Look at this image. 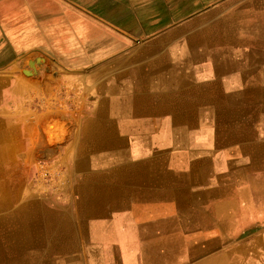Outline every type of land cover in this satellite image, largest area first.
<instances>
[{
  "label": "crops",
  "instance_id": "crops-1",
  "mask_svg": "<svg viewBox=\"0 0 264 264\" xmlns=\"http://www.w3.org/2000/svg\"><path fill=\"white\" fill-rule=\"evenodd\" d=\"M129 100L134 124L108 121ZM263 100L264 0H0V220L17 231L0 237V263L264 264ZM159 105L173 115L143 118ZM254 106L251 140L237 117ZM150 129L171 139L154 147L169 173L126 204L116 186L55 192L37 180L38 162L70 169L85 148L120 147L111 132ZM30 205L55 222L18 228Z\"/></svg>",
  "mask_w": 264,
  "mask_h": 264
},
{
  "label": "bare ground",
  "instance_id": "bare-ground-1",
  "mask_svg": "<svg viewBox=\"0 0 264 264\" xmlns=\"http://www.w3.org/2000/svg\"><path fill=\"white\" fill-rule=\"evenodd\" d=\"M231 30V29H230ZM230 33V32H229ZM230 35V34H229ZM232 36V35H231ZM229 37V36H228ZM234 39V38H232ZM233 47V46H232ZM236 47V46H235ZM228 52V51H227ZM236 54V53H235ZM222 58V57H221ZM224 58V57H223ZM232 58V57H231ZM225 59V58H224ZM228 59V58H227ZM222 61V60H221ZM215 62V61H214ZM212 63V62H211ZM247 63V62H246ZM249 63V62H248ZM236 65V64H235ZM216 66V65H215ZM229 67V65H227ZM231 67V66H230ZM229 67V69H230ZM216 68V67H215ZM219 68V66H218ZM217 68V69H218ZM224 69V68H223ZM236 69V68H235ZM232 70V69H231ZM223 72V71H222ZM228 74V73H227ZM238 74V73H237ZM236 74V75H237ZM224 75V74H223ZM222 76V75H221ZM192 83V82H191ZM176 86V85H175ZM132 87V86H131ZM145 87V86H144ZM137 89V88H135ZM147 89V87H146ZM152 89V88H151ZM171 89V88H170ZM179 89V88H178ZM173 91V90H172ZM116 91H112L113 94ZM163 92V91H162ZM165 92V91H164ZM191 91L188 92V94H190ZM134 96V95H133ZM136 98V97H135ZM234 99V98H233ZM232 101V100H231ZM264 101V100H263ZM119 102V101H118ZM123 102V101H122ZM121 103V102H120ZM125 103V109L122 112L120 117L116 116H112L109 115L108 117H106L108 119V121H112L114 119L118 118H122L123 119V124L124 125H133L134 124V118H138L137 113H134L136 111V105H134V100H129ZM164 104V101L162 102ZM195 102L194 101H190L189 105H193ZM255 103V102H253ZM108 104V102H107ZM111 104V103H110ZM123 105V104H122ZM105 107V106H104ZM122 107V106H121ZM120 107V108H121ZM107 108V107H106ZM123 108V107H122ZM260 107H256L254 106V108L252 109V112H250V114H252L248 119H240V116L237 117V123L239 124L240 122L242 123L243 128L245 127L246 132L243 136H246V139H255V132H254V122H256V116H257V111ZM148 109L150 110L148 112ZM146 110V113L144 114L143 118L149 117L148 114L150 115H157L159 113V115L162 116H166V114L171 115L172 112L170 110H168L166 107H164V105H159L158 107L154 108V109H150L148 108ZM122 111V109H120ZM262 110V109H261ZM108 112V111H107ZM229 112V111H228ZM119 114V115H120ZM180 114V113H179ZM183 114V113H182ZM191 114V113H190ZM230 114V113H229ZM118 115V114H117ZM173 115V114H172ZM193 115V113H192ZM190 115V116H192ZM99 116V115H97ZM101 116V115H100ZM189 116V117H190ZM104 117V116H103ZM111 117H114L111 119ZM203 117V116H202ZM264 117V116H263ZM94 118V117H93ZM142 118V119H143ZM182 118V117H181ZM184 118V117H183ZM193 119V118H192ZM208 119V118H207ZM264 119V118H263ZM95 120V119H94ZM189 120V119H188ZM195 120V118L193 119ZM192 120V121H193ZM203 120V119H202ZM252 120V121H251ZM179 121V120H178ZM113 122V121H112ZM118 122V121H117ZM251 122V124H250ZM144 123V121H143ZM194 123V121H193ZM122 124V123H121ZM122 124V125H123ZM182 124V123H181ZM180 124V125H181ZM196 124V123H195ZM263 125V124H261ZM260 125V126H261ZM102 126V125H101ZM144 126V125H143ZM125 127V126H124ZM263 127V126H262ZM93 128V127H92ZM157 128V127H156ZM237 128V126H236ZM124 129V128H123ZM227 129V128H226ZM231 129V128H230ZM119 130V129H118ZM264 130V128H263ZM148 132H140V133H136V132H131V133H125L123 136H121V138H116V136L114 137L113 135L115 133L111 132L110 134H108V138L107 141L108 144L111 145V143H113L116 139L121 143L120 147H115V148H111V147H105L103 150L101 149L100 152H98L99 149H93L90 150L89 148H85L82 150V152H80L81 154L73 160V164L71 166L70 169H68V178L72 181L73 183V187H76L78 189H82L85 194L86 192H88L89 190H94L96 191H100V190H106V189H110V188H114L119 187V189H123V193H124V202L125 204L127 203V199L129 197H131L130 195V191H132L134 187L139 188L140 185H142L141 181H146L144 183H147V186H144L143 189L147 190L149 189L148 187L151 188V185L156 187V184H159L155 181L156 178H159L160 175H164V174H168V170H165L164 165L163 164H159L157 163V161L160 158H163L165 161V156L162 154V156L157 155V158L154 154L155 151V145H160V144H165V142L170 141L171 139H168V137H166V133L162 132H152L153 130H147ZM231 130H229L230 133ZM235 131V130H234ZM124 132V131H123ZM227 132V131H226ZM225 132V133H226ZM240 132V131H239ZM242 132V130H241ZM236 133V132H235ZM99 134V133H98ZM220 134V133H219ZM241 134V133H240ZM174 137L172 138V141H176L177 139H185V135L186 134H182V133H174L173 134ZM183 136V137H179L176 138L177 136ZM232 135V134H231ZM97 136V135H95ZM193 140H198L199 137L197 136V133H193ZM190 136V137H192ZM82 137V136H81ZM263 137V136H262ZM89 138V137H88ZM225 138V137H224ZM259 138V136H258ZM257 138V139H258ZM57 139V137L55 136V134H53V132L49 133V140H52L54 142V140ZM106 139V138H105ZM83 140V139H82ZM91 140V139H89ZM88 140V141H89ZM259 140V139H258ZM263 140V139H262ZM57 141V140H56ZM104 141V142H105ZM222 141V140H221ZM90 142V141H89ZM100 142V141H99ZM102 142V141H101ZM214 142V141H213ZM91 143V142H90ZM118 143V142H117ZM107 144V143H106ZM220 144V143H219ZM264 144V143H262ZM102 145V144H101ZM123 145V146H122ZM188 145V143H187ZM252 145V144H251ZM106 146V145H105ZM114 146V144H113ZM229 146V145H228ZM245 146V145H244ZM249 146V145H248ZM263 146V145H262ZM81 147V146H80ZM99 147V146H97ZM216 147V146H215ZM225 148V147H224ZM173 149V148H172ZM220 149V148H219ZM252 149V148H251ZM259 149V148H258ZM263 149V148H262ZM168 150V149H167ZM80 151V150H79ZM218 151V150H217ZM262 151V150H260ZM247 152V151H246ZM215 153V152H214ZM251 153V152H250ZM260 153V152H259ZM160 154V153H159ZM264 154V153H263ZM168 155V154H167ZM262 155V154H260ZM249 156V155H248ZM1 157V156H0ZM168 157V156H167ZM166 157V158H167ZM205 158V157H204ZM263 158V157H262ZM162 160V159H161ZM260 160V159H259ZM66 161V160H65ZM126 161V162H125ZM128 162V163H127ZM163 162V161H162ZM192 162V161H191ZM259 162V161H258ZM261 162V161H260ZM113 163V164H112ZM263 163V162H261ZM257 164V163H256ZM206 165V164H205ZM106 166H114L112 168H109L108 170L104 167ZM242 166V165H241ZM256 166V165H255ZM96 167L97 170H95L96 172H92L91 168ZM204 167V165H203ZM237 167V166H236ZM69 168V167H68ZM192 168V167H191ZM206 168V167H205ZM232 168V167H231ZM252 168V167H251ZM255 168V167H254ZM260 170V169H259ZM203 171V169H202ZM207 171V170H206ZM182 172V171H180ZM258 172V171H256ZM263 172V171H262ZM244 173V172H243ZM76 174H81L83 176V180L82 181H77L74 180V175ZM121 175L123 174V176L120 179V181L114 182V184H110L108 183V179L107 177L110 176H115V175ZM248 174V173H247ZM259 174H261L259 172ZM62 175V174H61ZM65 176V175H64ZM245 176V175H244ZM247 176V175H246ZM167 177V176H166ZM173 177V176H172ZM171 177V178H172ZM102 179V181L100 182V179ZM163 178V176L161 177ZM136 179V181L134 180ZM151 179V180H150ZM166 179V178H165ZM168 179V178H167ZM182 179V178H181ZM257 179V178H256ZM150 180V181H148ZM164 180V179H163ZM161 181L164 183V181ZM170 181V180H169ZM175 181V180H174ZM173 181V182H174ZM183 181V180H182ZM208 181V180H207ZM68 182V181H67ZM66 182V183H67ZM234 183V182H233ZM162 184V183H161ZM227 184V183H226ZM225 184V185H226ZM231 184V183H230ZM218 185V184H217ZM71 186V185H70ZM210 186V185H209ZM158 187V186H157ZM160 187V186H159ZM202 187V186H201ZM216 187V186H215ZM251 187V186H250ZM255 187V186H254ZM67 188V187H63L62 189ZM209 188V187H208ZM61 189V187H60ZM244 189V188H243ZM255 189V188H254ZM112 190V189H110ZM157 190V189H156ZM160 190V189H159ZM252 190V189H251ZM256 190V189H255ZM93 191V192H94ZM221 191V190H220ZM228 191V190H227ZM83 192V193H84ZM91 192V191H90ZM223 192V191H222ZM225 193V192H224ZM84 194V195H85ZM221 194V192H220ZM106 195V194H105ZM93 196V195H92ZM95 196V195H94ZM93 196V199H94ZM221 196V195H220ZM241 196V195H240ZM5 197V196H4ZM85 197V196H84ZM214 197V196H213ZM253 197V196H252ZM243 197H241L242 199ZM3 199V198H2ZM174 199V198H173ZM213 199V198H212ZM6 200V199H5ZM56 201L57 198L55 199ZM109 200V199H108ZM247 200V199H246ZM86 201V200H85ZM94 201V200H93ZM110 201V200H109ZM108 201V202H109ZM8 202V201H7ZM30 202V200H29ZM97 202V201H96ZM238 202V201H237ZM105 203V202H104ZM111 203V201H110ZM117 203V202H116ZM217 203V202H216ZM242 203V202H241ZM12 204V203H11ZM220 204V202H219ZM252 204V203H251ZM250 204V205H251ZM9 205V204H8ZM80 205V204H79ZM84 206L88 205L86 203L83 204ZM175 205V203H174ZM199 205V204H197ZM217 204H215L216 206ZM243 205V204H242ZM81 206V205H80ZM96 206V205H95ZM116 206V205H115ZM238 206V205H237ZM256 206V205H255ZM262 206V205H261ZM7 207V206H6ZM29 207V206H28ZM87 207V206H86ZM103 207V206H102ZM108 207V206H107ZM226 207V206H225ZM252 207V206H251ZM25 208V207H24ZM219 208V206H218ZM253 208V207H252ZM116 209V208H115ZM220 209V208H219ZM223 209V207H222ZM234 209V206H233ZM10 210V209H9ZM29 210H33L36 211L34 212V219H32L31 217L29 218H25V222L24 224L19 223L18 224V228H23L25 230L27 229H31L34 228L36 229V232L38 230V228H40L42 225L47 226L49 223L51 222H55L54 219H52L51 217H49L48 215H46L45 217L43 216V214H41L35 207H32V205H30ZM95 210V209H94ZM92 210V211H94ZM19 211V210H18ZM38 211V213H37ZM227 212V211H226ZM26 213V212H25ZM91 213V212H90ZM94 213V212H93ZM104 213V212H103ZM106 213V212H105ZM108 213V212H107ZM219 213V212H218ZM217 213V214H218ZM224 213V212H223ZM24 214V213H23ZM229 214V213H227ZM94 215V214H93ZM109 215V214H108ZM220 215V213H219ZM226 215V214H225ZM17 216V215H16ZM81 216V215H80ZM25 217V216H24ZM79 217V216H78ZM66 218V217H65ZM104 218V217H103ZM15 219V218H14ZM33 220V221H32ZM20 221V220H19ZM63 221V220H62ZM68 221V220H67ZM14 223V222H13ZM7 224H10V220H8V222H2L0 220V230L2 231V233L0 232V237H4L5 239H15V237H17V231L10 229L9 227L6 228V226H8ZM51 226V225H50ZM63 226V225H62ZM49 226H47L48 228ZM57 227V226H56ZM33 229V231L35 232V230ZM38 233V232H37ZM48 233V232H46ZM237 233V232H235ZM239 233V232H238ZM45 234V233H44ZM50 234V233H49ZM234 235V234H233ZM238 235V234H237ZM19 237H22L23 235H18ZM32 236V235H31ZM34 236V234H33ZM32 236V238H33ZM36 236V235H35ZM58 236V235H57ZM232 237V236H231ZM238 237V236H237ZM36 238V237H35ZM34 238V239H35ZM217 238V237H215ZM33 239V240H34ZM49 239V238H48ZM38 240V238H37ZM45 241V239H44ZM34 243V242H33ZM40 243V242H39ZM11 246V245H10ZM222 246V245H221ZM15 247V246H14ZM212 247V245L205 246V251L209 250ZM5 248V247H4ZM37 248V247H36ZM34 248V249H36ZM212 249V248H211ZM210 249V250H211ZM233 252V251H232ZM24 253V252H23ZM178 253V252H176ZM235 254V253H233ZM23 257V256H22ZM17 258V257H16ZM8 261V260H7ZM4 263V262H3ZM25 261H14V264H25ZM1 264V263H0ZM27 264V263H26Z\"/></svg>",
  "mask_w": 264,
  "mask_h": 264
},
{
  "label": "rangeland",
  "instance_id": "rangeland-1",
  "mask_svg": "<svg viewBox=\"0 0 264 264\" xmlns=\"http://www.w3.org/2000/svg\"><path fill=\"white\" fill-rule=\"evenodd\" d=\"M50 132H53V134H55V136L57 137V139L54 140V142H56V140L59 139V135L55 133V127L53 125L50 126L48 132L45 134L48 137V141L50 143H53L52 140H49ZM65 135L66 134H64V136ZM35 167L38 171L37 180L41 184H44L46 190L51 189L56 192V190H60V187L62 189L63 187L69 186L71 180L68 178V168L62 163L58 164L56 162H53L52 160H45L35 164ZM57 200L60 201V199Z\"/></svg>",
  "mask_w": 264,
  "mask_h": 264
}]
</instances>
